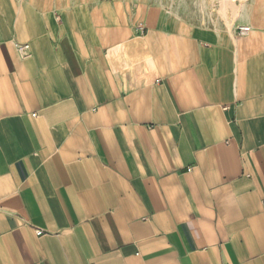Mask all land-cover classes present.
<instances>
[{
  "label": "crops",
  "instance_id": "1",
  "mask_svg": "<svg viewBox=\"0 0 264 264\" xmlns=\"http://www.w3.org/2000/svg\"><path fill=\"white\" fill-rule=\"evenodd\" d=\"M189 2L0 0V264H264L259 1Z\"/></svg>",
  "mask_w": 264,
  "mask_h": 264
},
{
  "label": "rangeland",
  "instance_id": "2",
  "mask_svg": "<svg viewBox=\"0 0 264 264\" xmlns=\"http://www.w3.org/2000/svg\"><path fill=\"white\" fill-rule=\"evenodd\" d=\"M154 4L158 6L164 7L170 11H174L176 9H181V7H186V5H190L189 0H151ZM240 4H244V0H240ZM259 2H252L251 5H248L245 13L252 18V26L254 24V20H258L260 26H264V0H258ZM196 4H200L201 7L195 8L196 12H200L202 16H214L218 20L220 19L225 23V25H229L230 22L234 19V13L229 12L228 16L225 18L223 14L220 12V2H215V0H209V2H196ZM228 22V24H227Z\"/></svg>",
  "mask_w": 264,
  "mask_h": 264
},
{
  "label": "built area",
  "instance_id": "3",
  "mask_svg": "<svg viewBox=\"0 0 264 264\" xmlns=\"http://www.w3.org/2000/svg\"><path fill=\"white\" fill-rule=\"evenodd\" d=\"M238 31H239V34H240L241 36H244V35L248 34V33L251 31V28H250V27H242V28H239ZM16 48H17L20 52H22L23 54H26L27 51H28V49H29L28 46H19V45H17V44H16ZM42 233H43V232H40V231H39V232H38V235H42Z\"/></svg>",
  "mask_w": 264,
  "mask_h": 264
},
{
  "label": "bare ground",
  "instance_id": "4",
  "mask_svg": "<svg viewBox=\"0 0 264 264\" xmlns=\"http://www.w3.org/2000/svg\"><path fill=\"white\" fill-rule=\"evenodd\" d=\"M234 2H235V0H233L232 3H234ZM232 3H231L230 1H229V2H226V1L223 2V0H222V2H221L220 4H222L224 11L227 10L228 8H231V7H232V8H231V9H232V13H233V11L236 12V13H238L239 11H237V10H238L239 8H238L237 10H235V8H233ZM241 7H242V6H241ZM220 8H221V7H220ZM229 10H230V9H229ZM239 10L241 11V9H239ZM221 11H223V10H220V12H221ZM227 11H228V10H227ZM227 11H226V14H227ZM222 13L224 14V12H222ZM241 14H242V12H241ZM244 15H246V17L248 16L246 13H244ZM237 16H238V15H237ZM244 17H245V16H244ZM246 17H245V18H246ZM234 18H236V17H234Z\"/></svg>",
  "mask_w": 264,
  "mask_h": 264
}]
</instances>
